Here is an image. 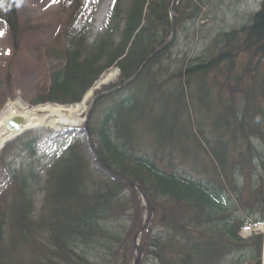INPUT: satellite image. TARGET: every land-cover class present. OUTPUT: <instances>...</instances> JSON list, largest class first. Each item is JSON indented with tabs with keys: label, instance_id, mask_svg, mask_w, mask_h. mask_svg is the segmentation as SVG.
I'll use <instances>...</instances> for the list:
<instances>
[{
	"label": "trees",
	"instance_id": "16d2710c",
	"mask_svg": "<svg viewBox=\"0 0 264 264\" xmlns=\"http://www.w3.org/2000/svg\"><path fill=\"white\" fill-rule=\"evenodd\" d=\"M19 1L0 0L14 46L23 35ZM170 1L113 0L87 48L77 36L88 0H64L61 63L31 102L77 103L111 67L123 81L168 35ZM214 1L180 0L171 45L89 119L102 164L153 205L139 264H264L262 236L239 235L264 224V0L247 22L206 29L224 2ZM203 31L210 34L191 56L189 39ZM39 140L27 133L0 153V264H132L143 216L137 192L98 168L79 136L46 154L42 180L33 161Z\"/></svg>",
	"mask_w": 264,
	"mask_h": 264
},
{
	"label": "rangeland",
	"instance_id": "374dc122",
	"mask_svg": "<svg viewBox=\"0 0 264 264\" xmlns=\"http://www.w3.org/2000/svg\"><path fill=\"white\" fill-rule=\"evenodd\" d=\"M64 0H21L16 6L19 26L23 29V35L17 45L14 46L10 34L5 24L0 20V111L10 102L21 100L25 104L33 107L31 101L36 98L44 85L49 82L51 69L61 63L62 54L59 50H64L66 38H63V28L65 18L61 12V3ZM105 0H90L82 17L83 23L86 22L85 32L79 33L77 37H83L85 47L94 44V39L102 31V25L97 24L96 16ZM220 0H215L213 6H216ZM220 5L217 21L212 25L207 24V28L217 30L227 28L232 25H238L247 22V20L256 12L263 0H223ZM34 23L35 30H27L28 24ZM101 26V27H100ZM210 31L197 32L196 35L189 39V50L191 56L196 55L203 47V39L209 36ZM59 49V50H57ZM180 56V55H179ZM109 71H115L111 69ZM108 71V72H109ZM117 80L115 74L111 82ZM90 100H87L86 106ZM84 110L81 111L80 117L83 118ZM75 128V127H72ZM83 128V125L76 127ZM76 131V130H75ZM38 133L41 134L39 145L43 150L48 152L58 150L68 140V136L73 133L56 132L49 128H44ZM83 134L84 131H79ZM38 156L33 157L35 165H38L36 172L43 180L45 171L51 162V157H46L45 152L38 151ZM205 163H210L206 160ZM2 169H0V174ZM5 180V179H4ZM0 176V184H5ZM41 180V182H42ZM39 184L35 187V205L40 204L42 192L39 191ZM250 227L242 230L241 235L249 236ZM249 261H243L248 264Z\"/></svg>",
	"mask_w": 264,
	"mask_h": 264
},
{
	"label": "bare ground",
	"instance_id": "6f19581e",
	"mask_svg": "<svg viewBox=\"0 0 264 264\" xmlns=\"http://www.w3.org/2000/svg\"><path fill=\"white\" fill-rule=\"evenodd\" d=\"M111 0H105L102 4L98 15L96 16L97 24L102 25L104 22L108 6ZM101 27V26H100ZM114 76V72L110 71L103 76L101 82L110 81ZM90 91L87 92L83 101L74 105L59 104H42L35 107H28L21 100L10 102L0 111V145L10 137L6 135L5 124L10 118L20 115L25 118L24 127L29 128H49L57 131H66L69 126H80L82 118L81 111L86 108V102L91 98Z\"/></svg>",
	"mask_w": 264,
	"mask_h": 264
},
{
	"label": "water",
	"instance_id": "95a60500",
	"mask_svg": "<svg viewBox=\"0 0 264 264\" xmlns=\"http://www.w3.org/2000/svg\"><path fill=\"white\" fill-rule=\"evenodd\" d=\"M170 21H171V28H170V32L168 34V36L166 37V39L157 47L155 48L149 55H147L145 57V59L141 62V64L138 66V68L135 70V72L126 80H124L122 83L114 86V87H111V88H108V89H105V90H102V91H99L98 93H96L92 99L90 100L88 106H87V109H86V112H85V116H84V125H85V133H86V138H87V142H88V147L91 151V154L94 158V160L96 161L97 165L99 167H101L104 171L107 172V174L112 177L113 179L115 180H118V181H122V182H125V183H128L130 184L131 186L135 187L139 192L140 194L143 196V198L145 199L146 201V207H147V219L145 221V224L143 225V227L140 228V230L135 234L134 236V246L137 250V256L135 257V261L133 264H137L139 262V259H140V252H139V249H138V245L136 244L135 240H136V237L138 236V234L144 230L147 222L149 221V218L151 216V211H152V207H151V204L150 202L148 201V199L146 198L145 194L141 191L140 187L134 183L133 181L127 179V178H124V177H121V176H118L112 172H109L105 169V167L101 164L100 160L98 159L95 151H94V148H93V145H92V142H91V138H90V133H89V129H88V119H89V116H90V113H91V110L93 108V105L95 104V102L103 97L104 95H107L111 92H114L120 88H122L123 86L127 85L128 83H130L132 80H134L138 74L140 73V71L142 70V68L145 66V64L154 56L156 55L157 53H159L161 50L165 49L169 44L170 42L172 41L173 39V35H174V29H175V25H174V10L173 8L170 9ZM25 125V118L23 116H20V115H16L12 118H10L9 120H7L6 124H5V131H6V135H10V137L6 138L3 143L1 144L0 148L3 147V145L9 141H11L12 139H14L15 137L29 131L30 129H27L24 127Z\"/></svg>",
	"mask_w": 264,
	"mask_h": 264
},
{
	"label": "snow or ice",
	"instance_id": "6c2138e0",
	"mask_svg": "<svg viewBox=\"0 0 264 264\" xmlns=\"http://www.w3.org/2000/svg\"><path fill=\"white\" fill-rule=\"evenodd\" d=\"M0 35H2V33H0Z\"/></svg>",
	"mask_w": 264,
	"mask_h": 264
}]
</instances>
